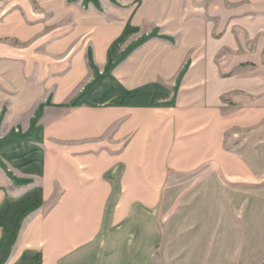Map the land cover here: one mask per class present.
I'll return each mask as SVG.
<instances>
[{"label":"crops","instance_id":"crops-1","mask_svg":"<svg viewBox=\"0 0 264 264\" xmlns=\"http://www.w3.org/2000/svg\"><path fill=\"white\" fill-rule=\"evenodd\" d=\"M168 175L264 264V0H0V264H153Z\"/></svg>","mask_w":264,"mask_h":264},{"label":"rangeland","instance_id":"rangeland-1","mask_svg":"<svg viewBox=\"0 0 264 264\" xmlns=\"http://www.w3.org/2000/svg\"><path fill=\"white\" fill-rule=\"evenodd\" d=\"M165 180L163 196L152 222L162 234L151 253L153 264H187L194 260V255L192 249L187 248L189 239L182 236L186 230L187 211L182 198L187 193L188 182L192 183L193 179L168 175ZM177 206H180L179 210ZM172 213H175V220L171 218Z\"/></svg>","mask_w":264,"mask_h":264}]
</instances>
